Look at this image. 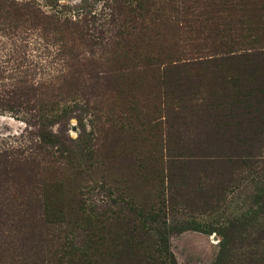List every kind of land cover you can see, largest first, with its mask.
<instances>
[{"label": "rangeland", "instance_id": "1", "mask_svg": "<svg viewBox=\"0 0 264 264\" xmlns=\"http://www.w3.org/2000/svg\"><path fill=\"white\" fill-rule=\"evenodd\" d=\"M28 1L69 20H0V264H159L160 238L166 264H264V4L201 1L225 45L186 13ZM220 57L247 59L236 87Z\"/></svg>", "mask_w": 264, "mask_h": 264}, {"label": "trees", "instance_id": "2", "mask_svg": "<svg viewBox=\"0 0 264 264\" xmlns=\"http://www.w3.org/2000/svg\"><path fill=\"white\" fill-rule=\"evenodd\" d=\"M201 1L202 0H111V4L107 6L109 8V12H105V16L107 17V20H165L167 17L165 13L168 11L178 14L180 17L184 16L186 13L189 16L186 20H210L208 24L210 30L218 32L219 34L226 30L227 34L225 33L222 35L224 37L225 45H240L242 40H240L239 37L228 33L233 30L228 27L229 23L219 24L215 20L228 17L230 16V13L233 14L236 10H240L244 7L247 8L248 6H255L258 3L261 5L264 4V0H217V3L212 2V4L219 6L218 10L220 12H227L225 17H207L204 15V10L199 11V8L203 7V3ZM171 16L175 18L174 14H171ZM95 18L94 14H90L88 18L81 17L79 20H95ZM0 20H33L32 23H54L57 25L60 22L59 20H69V18L66 15H62V12L56 9H53V11L45 14V12L43 13L38 5L32 1L0 0ZM141 25L142 24H140V26ZM239 57H220L212 64V67L216 70L215 72H219V74H221L222 80L226 85L236 87L244 80V77H241L239 72H242V68L247 64V59L245 57L240 59ZM205 64V62L196 59L192 62L183 63L181 68L182 70L187 68L195 70L201 69ZM190 93L191 90L188 94ZM120 201L121 200L118 202ZM84 204L81 206L82 212L80 215L86 222L93 223V225L101 224L102 220L100 219V216L105 215L106 211L111 212L110 208H105L100 213L95 210L96 208L91 207L88 204ZM126 205L127 203H123L122 200L121 206ZM133 213L138 219H140V217L153 219L152 216L142 214L138 208L134 209ZM64 247H66V245H64ZM156 251L159 256V264H166L169 250L163 238L159 239Z\"/></svg>", "mask_w": 264, "mask_h": 264}]
</instances>
